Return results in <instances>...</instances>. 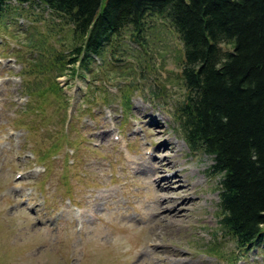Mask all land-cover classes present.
Segmentation results:
<instances>
[{
    "label": "rangeland",
    "instance_id": "1",
    "mask_svg": "<svg viewBox=\"0 0 264 264\" xmlns=\"http://www.w3.org/2000/svg\"><path fill=\"white\" fill-rule=\"evenodd\" d=\"M11 11L22 14L7 15L8 31L0 24V264H264V245L241 250L221 230L220 176L184 139L183 43L170 20L148 18L143 43L127 28L115 41L120 60L104 55L107 74L96 57L90 72L23 80L44 55L36 46L68 53L74 37L44 6L12 2ZM26 81L42 96L30 97ZM161 159L178 164L158 174ZM180 180L188 194L176 192ZM171 207L183 218L159 214Z\"/></svg>",
    "mask_w": 264,
    "mask_h": 264
},
{
    "label": "trees",
    "instance_id": "2",
    "mask_svg": "<svg viewBox=\"0 0 264 264\" xmlns=\"http://www.w3.org/2000/svg\"><path fill=\"white\" fill-rule=\"evenodd\" d=\"M102 1L0 0L5 31L7 15L22 14L11 11L12 2L44 6L71 26L69 52L39 44L35 50L44 55L26 65L23 80L33 73L50 79L54 70L56 78L69 70L75 75L79 67L90 72L96 57L104 59L101 70L107 74L111 63L104 55L120 60L115 41L127 28L139 42L148 18H168L183 43L185 92L178 119L189 148L210 156L211 171L220 176L221 230L241 250L264 245V0H107L104 6ZM48 53L52 67L42 65ZM58 83L52 87L62 96ZM37 86L25 82L30 97L42 96ZM130 90L123 92L126 103Z\"/></svg>",
    "mask_w": 264,
    "mask_h": 264
},
{
    "label": "bare ground",
    "instance_id": "3",
    "mask_svg": "<svg viewBox=\"0 0 264 264\" xmlns=\"http://www.w3.org/2000/svg\"><path fill=\"white\" fill-rule=\"evenodd\" d=\"M149 118V117H148ZM144 119V118H143ZM162 119V118H161ZM156 121V120H155ZM146 123V122H145ZM159 124V122H157L156 121V123H154V125L155 126H157ZM158 127V126H157ZM155 128V127H154ZM156 129V128H155ZM161 131H156V133H157V136H160V133ZM163 132V131H162ZM155 133V132H154ZM157 139V138H156ZM170 145H173V144H170ZM161 146V145H160ZM163 146H165V143L163 142ZM172 147V146H171ZM174 150V149H173ZM164 160H167V159H164ZM161 161H162V159L161 160H158L157 161V164H159V166L157 167L158 168V170H156L157 171V173L158 174H161V172H163V171H166V169L167 168H169V167H172V166H176L178 163H176V162H174V161H172V160H169L170 162H171V164H163V163H161ZM168 161V162H169ZM209 170V169H208ZM169 171V170H168ZM208 172V171H207ZM206 172V173H207ZM209 175H206V177H208ZM175 178V176H171V177H167V178H165L164 179V182L162 183L164 186H166V185H168L167 187L168 188H173L174 187V184H176V182H175V180L176 179H174ZM212 178V177H211ZM209 179V178H208ZM213 180V179H212ZM182 188L179 190V191H176V192H178V193H185V194H188L189 193V191L192 189V187H191V183H190V181L189 182H187L185 185L184 184H182V182H181V180L179 181V183H178ZM162 189V188H161ZM160 189V192H162V190ZM103 197V196H102ZM178 196H174V197H165V198H163L162 200L163 201H161L160 203H159V205H158V207H159V209L162 207V205L163 204H165V203H168V204H170V203H173V202H175L176 200H178ZM192 200H188V199H186L185 200V202H184V204L183 205H187V203L188 202H191ZM176 203H177V201H176ZM175 203V204H176ZM160 215L161 214H163V216L164 215H168V216H170V217H172V218H174V217H182V214H181V212L179 211V209L178 210H175L174 209V207H171V208H169V209H166V213L165 212H162V213H159ZM185 215H187V214H185ZM162 217V216H161ZM185 217V216H184ZM183 218V217H182ZM171 219V218H170ZM180 219V218H179ZM105 247V246H104Z\"/></svg>",
    "mask_w": 264,
    "mask_h": 264
}]
</instances>
